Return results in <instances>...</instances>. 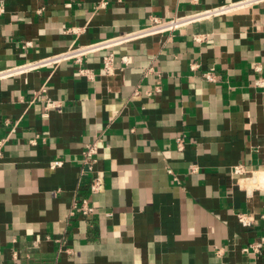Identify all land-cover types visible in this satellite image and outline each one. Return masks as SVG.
I'll use <instances>...</instances> for the list:
<instances>
[{
	"label": "crops",
	"instance_id": "crops-1",
	"mask_svg": "<svg viewBox=\"0 0 264 264\" xmlns=\"http://www.w3.org/2000/svg\"><path fill=\"white\" fill-rule=\"evenodd\" d=\"M231 1L0 0V69ZM261 12L1 80L0 264H264ZM96 139L91 194L81 159ZM83 200L93 214L74 211Z\"/></svg>",
	"mask_w": 264,
	"mask_h": 264
},
{
	"label": "built area",
	"instance_id": "built-area-1",
	"mask_svg": "<svg viewBox=\"0 0 264 264\" xmlns=\"http://www.w3.org/2000/svg\"><path fill=\"white\" fill-rule=\"evenodd\" d=\"M195 2L196 0H191ZM105 2L99 3L98 6L103 7ZM254 7L260 8L262 17L264 20V0H236L231 1L222 5H218L215 7H211L208 9H202L198 11H194L192 13L173 16L167 18L160 17H151L146 25L139 27L135 30L128 31L126 33H122L119 35H115L113 37L107 38L102 41H97L84 45H76L72 44L63 51L58 53L48 55L46 57L39 58L34 61L24 62L19 65H15L9 68L0 69V81L4 79H9L12 77L24 75L42 68L47 67H55L64 62H73L76 64L82 63L83 59L90 54L108 50L112 47H116L119 45H123L132 41H136L145 37L161 35L166 33H172L176 30L182 29L184 27L190 26L197 22L208 20L214 17H220L227 14H231L239 11H246L253 9ZM0 8V13H1ZM195 41H200L199 36L195 35L193 37ZM102 70L105 74H110L113 71V56L112 54H106L102 57ZM205 80L213 81V73L207 72L203 75ZM255 85L262 86L263 81L258 80L255 82ZM49 101H47L48 103ZM52 105V103H48V106ZM97 141L88 143L82 153L81 163L83 166L82 172L88 173L90 178L89 182V191L91 194H95L100 191L102 185V177L99 172H96L94 169V165L96 163V156L98 151ZM182 140L177 139V147L180 149L182 147ZM1 146V142H0ZM62 163L60 161H54L50 163V168L54 169L59 167ZM230 173L233 176L237 177H245L246 171L240 166H234L230 169ZM252 178L259 177L264 181V172L262 173H251ZM247 178V177H246ZM259 189L264 190V183L258 186ZM74 211L80 213L83 216L91 215L94 213V208L87 203L86 200H83L80 204L74 206ZM237 219L239 223L244 227L251 226V219L245 214L239 213L237 214ZM261 219L264 220V215L261 216ZM250 250L254 253L259 252L260 245L253 244L250 247Z\"/></svg>",
	"mask_w": 264,
	"mask_h": 264
}]
</instances>
